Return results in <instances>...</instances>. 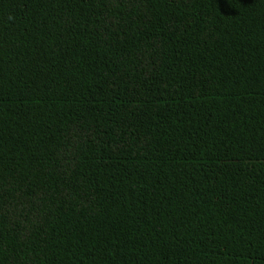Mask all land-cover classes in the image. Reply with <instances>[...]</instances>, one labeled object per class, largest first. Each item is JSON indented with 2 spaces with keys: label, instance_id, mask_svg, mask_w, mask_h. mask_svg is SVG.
Listing matches in <instances>:
<instances>
[{
  "label": "trees",
  "instance_id": "1",
  "mask_svg": "<svg viewBox=\"0 0 264 264\" xmlns=\"http://www.w3.org/2000/svg\"><path fill=\"white\" fill-rule=\"evenodd\" d=\"M0 264H264V0H0Z\"/></svg>",
  "mask_w": 264,
  "mask_h": 264
}]
</instances>
